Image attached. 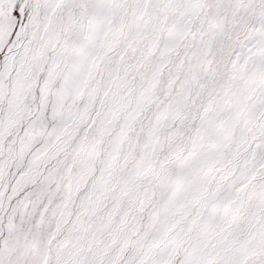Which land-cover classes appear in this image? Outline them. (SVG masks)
Returning <instances> with one entry per match:
<instances>
[{"label":"snow or ice","instance_id":"snow-or-ice-1","mask_svg":"<svg viewBox=\"0 0 264 264\" xmlns=\"http://www.w3.org/2000/svg\"><path fill=\"white\" fill-rule=\"evenodd\" d=\"M0 264H264V0H0Z\"/></svg>","mask_w":264,"mask_h":264}]
</instances>
